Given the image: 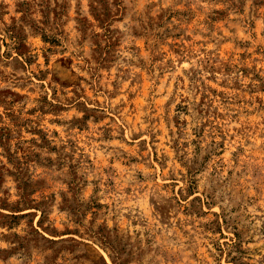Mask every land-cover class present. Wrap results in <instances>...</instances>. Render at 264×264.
<instances>
[{"label": "rangeland", "instance_id": "374dc122", "mask_svg": "<svg viewBox=\"0 0 264 264\" xmlns=\"http://www.w3.org/2000/svg\"><path fill=\"white\" fill-rule=\"evenodd\" d=\"M0 264H264V0H0Z\"/></svg>", "mask_w": 264, "mask_h": 264}]
</instances>
